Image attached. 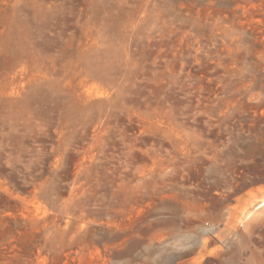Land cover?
Instances as JSON below:
<instances>
[{
  "label": "rangeland",
  "instance_id": "rangeland-1",
  "mask_svg": "<svg viewBox=\"0 0 264 264\" xmlns=\"http://www.w3.org/2000/svg\"><path fill=\"white\" fill-rule=\"evenodd\" d=\"M263 192L264 0H0V264H264Z\"/></svg>",
  "mask_w": 264,
  "mask_h": 264
},
{
  "label": "bare ground",
  "instance_id": "bare-ground-1",
  "mask_svg": "<svg viewBox=\"0 0 264 264\" xmlns=\"http://www.w3.org/2000/svg\"><path fill=\"white\" fill-rule=\"evenodd\" d=\"M255 200L257 199L258 201H256L254 204L251 202V204H253L252 206H250L249 208V211L245 214V218L246 219H251L252 218V214L254 213H257V212H261V211H264V192L259 195V196H256L254 198ZM250 204V203H249ZM247 204V205H249ZM253 212V213H252ZM252 213V214H251Z\"/></svg>",
  "mask_w": 264,
  "mask_h": 264
}]
</instances>
